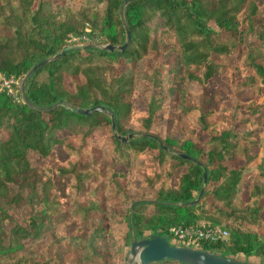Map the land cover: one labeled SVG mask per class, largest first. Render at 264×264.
<instances>
[{"label": "trees", "instance_id": "obj_1", "mask_svg": "<svg viewBox=\"0 0 264 264\" xmlns=\"http://www.w3.org/2000/svg\"><path fill=\"white\" fill-rule=\"evenodd\" d=\"M102 1L101 11L87 6L68 8L63 9V17L55 18L46 10L45 0H0V82L2 78L20 82L31 66L60 51L70 35L79 42L123 44V0ZM123 16L130 32L124 50L70 49L35 71L25 83L28 101L38 107L65 100L69 106L80 108L101 106L108 114H77L62 106L42 112L22 101L19 84L14 88L16 94L0 89V128L6 131L0 138V258L20 264L14 257L25 250L26 242H48L57 226L72 222L75 230L70 237L83 242V256L71 264H110L114 255L129 248L127 206L137 200L131 199L129 191L135 176L140 175V192L150 189L156 202L134 206L131 226L137 240L158 234L176 244L169 232L171 226L218 224L228 231L227 238L201 240L200 249L236 259H241V254L242 260L264 264V236L243 226L245 222L264 228V141L260 144L257 139L255 120L264 111V63L254 58L255 54L264 56V0H133L123 9ZM85 25L90 26L89 31ZM240 44L246 47V61L234 67L240 74L234 88H255V92L246 101L238 100L233 108L220 105L190 118L197 104L187 93L188 85L196 82L207 86L224 67L214 57H228ZM164 45L170 46L175 63L162 75L157 73L159 63H155L151 83L159 92L151 93L145 107L138 108L134 105L136 82L123 72L116 73L115 62L121 58L135 69ZM72 76L82 81L73 82L69 89L64 80ZM165 86L179 90L175 103L182 118L176 121L173 132L163 136L155 124L158 114L168 107ZM239 110L248 115L242 132L234 130ZM109 114L114 115L116 133ZM71 123L83 129H71ZM62 131L66 132L58 135ZM130 133L132 138L127 137ZM253 145L260 151L252 154ZM29 152L45 159L44 163L32 165ZM180 154L196 159L206 169L207 186L196 205L177 204L196 198L203 172L199 164ZM234 159L241 163H231ZM138 160L141 165L136 164ZM118 164L122 171L114 169ZM96 173L100 176L97 187L106 192L105 207L88 190ZM67 176L74 181L63 185ZM61 188L74 191L72 203L65 201ZM245 189L248 199L240 208L234 207L233 198ZM24 190L28 194H23ZM24 203H37L42 208L23 224L14 222L7 209ZM144 205L152 206L150 213L141 210ZM122 206L123 214L106 211ZM95 215L101 220L92 227ZM119 215L120 224L128 225L125 232H121L120 224L115 230L111 228L112 216ZM229 219L237 222L232 224ZM1 222H13L10 244H2L5 233ZM117 233L120 253L112 252L109 243ZM169 261L185 264L173 260L155 264ZM24 264H50V258L42 262L28 259Z\"/></svg>", "mask_w": 264, "mask_h": 264}, {"label": "rangeland", "instance_id": "obj_2", "mask_svg": "<svg viewBox=\"0 0 264 264\" xmlns=\"http://www.w3.org/2000/svg\"><path fill=\"white\" fill-rule=\"evenodd\" d=\"M47 2L46 10L52 12L55 15V18L63 17V9L68 8H80V7H90L93 11L98 12L101 11L103 8V1L102 0H45ZM257 2H261L263 0H256ZM85 30L89 31L90 26L85 25ZM223 37L227 38L228 34L226 32L223 33ZM84 38V37H83ZM247 40H252L251 37H248ZM78 43H95V44H106L102 42H79L77 37L70 35L67 40L66 44H78ZM215 60L220 61L224 64V67L218 70L215 74L213 79L210 80L207 86L201 87L196 82H191L190 85L187 87V93L189 97L197 104V108L189 115L190 118H197L199 111H205L209 109H217L220 105L224 107L233 108L237 101H246L249 98V94L251 92H255V88L248 90V91H235L234 82L240 77V74L237 70L234 69L236 65L244 64L246 61V47L244 44L239 45V49L236 53L228 57L219 58L217 56L214 57ZM254 58L257 62L264 63V56H259V54H255ZM101 58H98V62H100ZM159 63L157 67V73L162 75L165 74L169 67L175 63V55L172 53L170 46L164 45L162 46L155 54H148L146 58L140 61L135 69H130L129 66L121 59L118 58L115 62V72H123L126 76H129L136 82L138 87V93L134 98V105L138 108L145 107L146 103L149 100L151 93H158L159 89L153 87L151 83V77L153 76L155 69V63ZM108 74V71H106ZM81 77H66L64 80L65 86L69 89L73 88V82H81ZM20 82H18L19 84ZM165 85V84H164ZM17 84L12 83L11 89L15 93L14 88ZM164 95H165V103L168 104L167 108H164L157 116V122L155 124V129L161 134L166 135L173 132L176 128V121L182 118V115L177 112V105L176 101L179 99V90L174 88H169L168 86L164 87ZM262 92L264 94V87L262 88ZM248 117L247 113L244 110H239L237 112V119L234 124V130L242 132L245 129L244 120ZM256 123L258 125V130L256 133L257 139L259 140L260 144L264 141V111L262 115L255 116ZM71 129L81 130L82 127L76 125L75 123H71ZM66 131L58 132V135L64 134ZM6 135V131L0 128V138ZM201 139H204V133H199ZM260 151L259 146L253 145L250 147V152L255 154ZM57 156L60 158L59 152ZM28 159L30 163L34 166H38L39 164H43L45 159H41L37 157L32 152L28 153ZM235 165H239L241 163L240 159H234L231 163ZM137 165H141L142 162L138 160L136 162ZM185 168V167H184ZM115 170H123V166L118 164L114 166ZM179 170H183L179 169ZM175 177V176H174ZM172 178V183H175V178ZM141 176L136 175L133 181L131 182L129 195L132 200H139V199H152L150 189H145L143 192H140V182ZM74 179L71 176H67L64 178V184H69V182H73ZM100 181L99 173H96L95 178L89 182L88 190L89 193L93 198L99 200L103 207L106 206L105 203V194L106 192L97 187ZM62 196L68 203H72L74 199V191L73 190H66L65 188H61ZM11 191L15 192L16 188L11 186ZM23 194H28L27 190L22 191ZM248 199L246 189L241 191L237 196L233 198L232 205L236 208H240L242 203ZM131 203L127 206L129 209ZM42 206L37 203H24L19 207H11L7 209L9 215H11L12 220L18 223H24L26 218L38 214L41 210ZM141 210L144 213H150L152 210L151 205H144L142 206ZM107 212H115V214H123L125 211V206L122 207H111L106 208ZM129 212V210H128ZM235 214L239 215L238 212ZM98 216L93 217V221L90 222L91 226H95L97 222L101 219H96ZM264 218V216L262 215ZM102 218V216L100 217ZM122 218L119 216H112L110 220L111 228L115 230V228L120 224ZM230 223L234 224L237 221L229 219ZM2 227L4 230L5 235L2 239V244H10L11 238L10 237V228L13 225L12 223L7 222V224L2 223ZM127 223H121L120 228L121 232H125L127 230ZM243 226L249 230L257 231L259 234L264 236V228H260L257 225L243 223ZM264 226V224H263ZM75 230V226L72 222H69L62 226H57L54 229L53 235L49 236L48 242L44 241L39 243L41 245H31L30 242H26L25 250H19L18 254L14 257V260H20V264L26 263L28 259H34L35 262L45 261L47 258H50V264H71L75 262V260L80 259L83 256V252H81V246L83 242L80 240H72L71 234ZM120 233L115 234L112 236V242L110 243V249L112 252H119L120 247ZM25 241V240H24ZM40 247V248H37ZM48 246V247H47ZM121 252V250H120ZM119 252V253H120ZM128 252V248L125 249L123 254L114 255L110 261V264H123L124 258ZM46 256V257H45ZM241 259L242 255L240 254ZM253 257H249V260ZM54 260V262H51ZM10 258H0V264H9L14 263ZM170 264V261L167 262Z\"/></svg>", "mask_w": 264, "mask_h": 264}, {"label": "water", "instance_id": "obj_3", "mask_svg": "<svg viewBox=\"0 0 264 264\" xmlns=\"http://www.w3.org/2000/svg\"><path fill=\"white\" fill-rule=\"evenodd\" d=\"M131 1L133 0H123L121 4V8H120L121 9L120 16H121V20L123 22V26L125 30V41L123 44L114 46L109 43H106V44L78 43V44H66L62 46L60 51L37 62L25 72V74L23 75L19 83V92H20L22 101L30 108H33V109H36L42 112L49 111L55 107L62 106L65 108H70L74 113H77V114H90L91 112H95V111L105 112L106 114H108V111L103 109L101 106H94L91 108H80L76 106H69L65 100H59L55 104L48 106V107H38L28 101L26 92H25V83L27 79L35 71H37L39 68H41L42 66L46 65L49 62L59 59L62 55H64L70 49H85V48H90V47H98L100 49H104L107 51H113L114 49L124 50L130 42V32L124 20L123 9ZM109 116H110L112 130L114 133H116L114 115L109 114ZM132 136L133 134L130 133L128 134L127 137L132 138ZM119 137L123 141L126 140L125 137H121V136ZM163 148L166 149V147H163ZM180 156L183 159H186L190 162L199 164L202 167L203 172H202V185L200 187V190L196 198L188 202L177 203V204L187 205V206L196 205L200 202L201 197L207 186L206 169L204 165H201L196 159L189 157L188 155H185V154H180ZM140 202L153 203L156 201L154 199H145V200L139 199V200H135L131 202L129 206V212H128V224L130 228L131 241H130V245L128 248V252L124 258L123 264H155L162 260H173V261L182 262L185 264H258V263L248 262L242 259L227 257V256H224L218 253L206 251V250L196 248V247H190L186 245L170 243L167 241L165 237L158 235V234H153L149 237L137 240L132 230L131 216H132V211H133L134 206ZM168 204H171V203H168Z\"/></svg>", "mask_w": 264, "mask_h": 264}, {"label": "built area", "instance_id": "obj_4", "mask_svg": "<svg viewBox=\"0 0 264 264\" xmlns=\"http://www.w3.org/2000/svg\"><path fill=\"white\" fill-rule=\"evenodd\" d=\"M18 84L15 79L2 78L0 82V89L7 90V93H14L11 89V84ZM169 232L173 237V241L179 245H186L190 247H199L201 240H225L228 236V231L218 224L202 225V226H171Z\"/></svg>", "mask_w": 264, "mask_h": 264}]
</instances>
